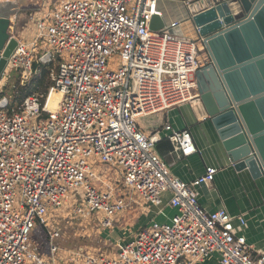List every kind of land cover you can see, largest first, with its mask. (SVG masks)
Segmentation results:
<instances>
[{
    "label": "built area",
    "instance_id": "1",
    "mask_svg": "<svg viewBox=\"0 0 264 264\" xmlns=\"http://www.w3.org/2000/svg\"><path fill=\"white\" fill-rule=\"evenodd\" d=\"M159 1L45 0L34 41L11 31L19 44L0 87V264H59L54 221L69 202L77 217L104 230L152 215L126 229L130 239L115 254H90L81 264H204L214 257L215 264H264V253L240 234L243 215L200 203L198 188L215 181L218 167L185 182L157 152L167 138L180 158L199 153L191 129L168 123L164 136L160 127L148 134L138 124L200 104L196 73L212 62L197 29L196 38L180 33L183 21L167 22ZM155 15L165 21L157 32L150 29ZM35 65H53L45 103L31 96L12 107L1 96L4 85L13 72L28 81ZM53 93L60 98L50 110ZM37 224L51 238L49 256L30 242Z\"/></svg>",
    "mask_w": 264,
    "mask_h": 264
},
{
    "label": "water",
    "instance_id": "2",
    "mask_svg": "<svg viewBox=\"0 0 264 264\" xmlns=\"http://www.w3.org/2000/svg\"><path fill=\"white\" fill-rule=\"evenodd\" d=\"M190 1L189 19L212 61L196 73L202 117L235 171L264 183V0ZM8 4L0 2V85L19 44ZM164 26L152 18V31Z\"/></svg>",
    "mask_w": 264,
    "mask_h": 264
},
{
    "label": "crops",
    "instance_id": "3",
    "mask_svg": "<svg viewBox=\"0 0 264 264\" xmlns=\"http://www.w3.org/2000/svg\"><path fill=\"white\" fill-rule=\"evenodd\" d=\"M187 2L191 3L190 0H161L158 6L167 22L183 21V25L179 29L180 33L196 38V29L189 21L191 16L190 3L187 4ZM8 3V6L5 5L7 12L13 11L11 31L20 40L25 37L24 27L34 30V26L37 24L35 22L42 17V11L48 9L45 0H13ZM25 12L29 14L30 20L28 19L26 25L21 27V21L27 17ZM176 108L150 116V124L142 126V128L144 127L145 131L151 134L156 127H160L164 136L166 132L163 130V126L168 123L176 129H191L200 152L187 158H180L177 153L171 152L164 161L169 165L172 173L185 182H191L204 175L207 166L218 167L219 171L215 181L198 188L200 203L211 212L226 208L232 215H243L247 224L241 228L240 234L246 237L247 242L253 246L255 253H264L263 181H254L247 172L235 171L229 163L212 126H209L210 122L202 117L200 104L180 106L181 110L185 109L189 112L185 117H180L178 115L179 109ZM167 200L168 196H166ZM153 210L157 211L155 208ZM165 213L171 217L174 211L167 207ZM150 217L149 219L146 218L144 225L149 222ZM159 219L165 220L161 217ZM216 260L214 257L210 261H214L215 264Z\"/></svg>",
    "mask_w": 264,
    "mask_h": 264
},
{
    "label": "rangeland",
    "instance_id": "4",
    "mask_svg": "<svg viewBox=\"0 0 264 264\" xmlns=\"http://www.w3.org/2000/svg\"><path fill=\"white\" fill-rule=\"evenodd\" d=\"M44 13L45 11H42V15ZM24 14L28 18L26 17L21 21V27L26 25L25 23L28 19L30 20L29 14L26 12ZM23 33H25L23 41L26 44L34 41L38 34L37 24H35L34 30H29L27 27H24ZM2 86L3 83H1L0 87ZM178 109V115L180 117H185L189 114L185 109L181 110L179 107ZM138 124L141 126H148L150 124V118H139ZM209 126H211V124ZM72 205L73 202H69L66 204L65 209L58 210L56 214L57 219L54 221V227L58 231L60 230L61 234V237L57 239V243L61 248V252L57 256V262H59V264H81L88 255L95 253L115 254L119 248L118 243L125 239H130L128 232H125L127 231L126 229L134 232L135 229L145 224L146 218L149 219L150 217L148 214H142L140 212L137 215L122 219L116 224L114 229L104 230L99 222L94 219L82 220L77 217L72 212L74 209L71 207ZM50 231L51 229H49V232ZM50 240L51 238L47 235L44 227L37 224L30 235L31 244L33 246L37 245L41 253L49 256ZM204 264H214V261H208Z\"/></svg>",
    "mask_w": 264,
    "mask_h": 264
},
{
    "label": "trees",
    "instance_id": "5",
    "mask_svg": "<svg viewBox=\"0 0 264 264\" xmlns=\"http://www.w3.org/2000/svg\"><path fill=\"white\" fill-rule=\"evenodd\" d=\"M53 65H35L33 76L25 81L22 79L21 72H13L4 85L1 96L9 97L12 107H19L24 100L31 96H38L44 104L50 89L53 87L51 72ZM157 152L163 159L173 152V145L169 139L164 138L156 144Z\"/></svg>",
    "mask_w": 264,
    "mask_h": 264
},
{
    "label": "bare ground",
    "instance_id": "6",
    "mask_svg": "<svg viewBox=\"0 0 264 264\" xmlns=\"http://www.w3.org/2000/svg\"><path fill=\"white\" fill-rule=\"evenodd\" d=\"M2 1L4 2L5 0H2ZM59 98H60V95L58 93H53L52 94L51 99L49 101V105H48V108L50 110H54L56 108V105H57V103L59 101Z\"/></svg>",
    "mask_w": 264,
    "mask_h": 264
}]
</instances>
